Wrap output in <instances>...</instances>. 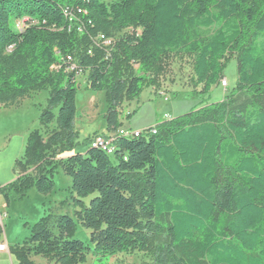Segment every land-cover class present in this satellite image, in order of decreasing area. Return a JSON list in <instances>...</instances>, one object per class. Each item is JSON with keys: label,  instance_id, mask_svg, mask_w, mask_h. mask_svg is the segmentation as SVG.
<instances>
[{"label": "trees", "instance_id": "obj_1", "mask_svg": "<svg viewBox=\"0 0 264 264\" xmlns=\"http://www.w3.org/2000/svg\"><path fill=\"white\" fill-rule=\"evenodd\" d=\"M261 36L264 0H0V104L49 90L40 120L56 125L47 137L29 134L14 165L20 172L0 193L7 203L32 186L49 194L61 166L74 206L54 224L44 216L31 225L23 245L11 249L17 259L80 264L92 254L105 264L138 251L152 253L156 264H264ZM173 51L193 57L199 94L221 82L231 57L237 85L222 101L158 122L155 134L118 136L112 154L91 142L74 153L78 73H87L90 91L105 92L104 120L116 133L132 129L121 120L125 102L160 85ZM78 223L93 247L75 236Z\"/></svg>", "mask_w": 264, "mask_h": 264}, {"label": "rangeland", "instance_id": "obj_2", "mask_svg": "<svg viewBox=\"0 0 264 264\" xmlns=\"http://www.w3.org/2000/svg\"><path fill=\"white\" fill-rule=\"evenodd\" d=\"M111 3L115 0H105ZM22 22L17 23L20 28ZM218 26L205 30L206 34L213 33ZM133 28H129L122 32L116 33L114 39H118L127 33H132ZM140 32V30H139ZM264 37L259 38V42ZM107 44L111 40H106ZM137 68V67H136ZM193 57L183 51H173L169 57L164 73L161 76L160 85H154L143 89L141 94L131 100L126 101L122 113V122L125 127H130L134 130H142L149 127H154L158 122L178 115L185 114L193 108L201 107L218 101H222L226 93H229L237 85L238 72L237 61L234 57L229 58L223 69V79L228 83L224 87L220 83L211 87L208 94L201 95L199 92L202 90V85L194 87L193 81ZM78 93L77 99L79 100V113L81 112L82 105H89L90 100L94 97L104 98L101 102H94L92 113H89V118L83 117L84 120L78 121L77 131L79 132L80 144L72 151L76 153L78 148L81 150L88 149L89 138L96 130L104 131L106 122L104 120V110L107 109L106 94L103 92H93L87 88V73L79 72L77 75ZM197 92V94H195ZM49 90L33 91L27 96L19 99L10 105L0 104V149L7 148L13 135L25 137V144L18 155L22 156L25 150L27 138L32 131L42 130L45 137L49 132L55 128V123L44 128L40 117L44 109L48 107ZM131 112V116L128 113ZM95 131V132H94ZM27 134V135H24ZM2 151L3 166L8 164V156ZM64 154V157H66ZM61 155L55 157L57 161ZM7 168V167H6ZM14 170V169H13ZM11 168L10 172L13 173ZM3 179L7 176L3 170ZM19 170H14V173H19ZM17 175V174H16ZM6 179V178H5ZM54 189L49 194L39 193L34 186H32L26 197L22 200H16L13 195L10 196V201L7 203L5 196L1 194L0 208L9 213L10 222L7 223L6 233L7 236L16 235L22 232L23 224L27 221L34 224L44 216H49L51 223L56 220L57 216L62 214H73L74 206L71 199V185L72 179L66 175L61 166L55 168L53 172ZM97 193L84 198V201L89 205L91 199ZM8 204V208L5 206ZM8 217V214H7ZM6 217V218H7ZM14 218V220H13ZM17 218L21 220V225L17 223ZM31 226V225H30ZM30 229V228H29ZM90 230L81 224H77L75 236L84 241L90 247L93 244L90 240ZM3 235V230L0 236ZM4 237V236H2ZM43 258V257H42ZM96 258L89 254L85 262L80 264H95ZM43 264H52L47 259L43 258ZM37 264V263H36ZM105 264H156L154 257L150 252H133V253H120L113 257L108 258Z\"/></svg>", "mask_w": 264, "mask_h": 264}, {"label": "crops", "instance_id": "obj_3", "mask_svg": "<svg viewBox=\"0 0 264 264\" xmlns=\"http://www.w3.org/2000/svg\"><path fill=\"white\" fill-rule=\"evenodd\" d=\"M103 93H105V92H103ZM101 100H104V98H100V97L96 98V97H94V98H92L90 100V104L89 105H85V106L82 105V107H81V112H83V115H82L81 113H79V100L77 99V115H76V120H75L76 129H77L78 121L84 120L83 117H86V120L89 118V113H92V108H93L94 102L95 101L101 102ZM105 112H106V110H104L103 116H104ZM121 120H122V118H121ZM123 126H125L124 123H123ZM0 129H1V123H0ZM97 131L98 130H96V132ZM0 132H1V130H0ZM98 132L100 133V131H98ZM101 132H105V133H102V134H106V135L114 133V131H110V130L107 129V124L105 125V130L101 131ZM24 135H27V134H24ZM93 135H91L90 137H92ZM24 144H25V137L24 136L20 137V136L15 134V135H13V139L10 141V143L8 144V146L5 149V151L0 149V186L8 184V183L12 182L13 180H15L17 178V175H16L17 173L15 174L13 169H14L15 161L21 157V156L18 155V153H19V151L22 150V147L24 146ZM81 149L82 148H78L76 152L85 153L86 150H87L86 149V150L83 151ZM2 151H4V154H6L8 156V161L9 162L6 165L7 168L3 166ZM67 155L68 154H66V156ZM11 168L13 170V173L10 172ZM3 170H5V172L7 173L8 177H5L6 179L5 178L3 179V173H4ZM0 199H2L1 194H0ZM5 206L8 208V204H6ZM0 210H3V209L0 208ZM7 214H8V217L4 220V229H3V235H2L4 237L0 236V243L5 242L7 244L8 251H3V252L0 251V264H22L17 259V257L11 252V249L14 248V247L23 245L25 239L30 234V229L29 228H30V225H32V224H30L29 222L26 221L23 224L24 228H22V232L21 233L16 234L15 236L11 235V237L7 236L6 226H7V223L11 221L8 212H7ZM13 220H14V218H13ZM17 223L21 225V220L19 218H17ZM31 259L34 260L37 264H43L42 263L43 262V258L41 256H35V255L32 254L31 255Z\"/></svg>", "mask_w": 264, "mask_h": 264}, {"label": "built area", "instance_id": "obj_4", "mask_svg": "<svg viewBox=\"0 0 264 264\" xmlns=\"http://www.w3.org/2000/svg\"><path fill=\"white\" fill-rule=\"evenodd\" d=\"M81 11V10H80ZM22 27V25H20ZM68 61H72L71 56H67ZM72 69L75 68V64L71 66ZM221 85L226 87L228 86V83L225 79L221 80ZM147 129V128H146ZM142 129V130H134V129H127V128H120L118 132L112 133V134H94L90 140L92 145H101L102 148L107 151V153H113L114 152V142L116 141V138L118 136H142V135H149V134H155L157 132V129L155 127H152L149 130ZM7 217V212L0 210V228L4 229V219ZM0 251H8L7 244L5 242L0 243Z\"/></svg>", "mask_w": 264, "mask_h": 264}, {"label": "bare ground", "instance_id": "obj_5", "mask_svg": "<svg viewBox=\"0 0 264 264\" xmlns=\"http://www.w3.org/2000/svg\"><path fill=\"white\" fill-rule=\"evenodd\" d=\"M103 37V36H102ZM155 127V126H154ZM156 128V127H155ZM98 134H102V133H98ZM106 135V134H105ZM125 137H130V138H135V137H138V136H125ZM94 147H96V148H99V149H101V150H103L104 152H107V151H105V149L104 148H102V146L101 145H93ZM108 154H112V153H108ZM6 219V218H5ZM4 219V220H5ZM4 228V227H3ZM1 230H3L2 228H0V232H1Z\"/></svg>", "mask_w": 264, "mask_h": 264}]
</instances>
